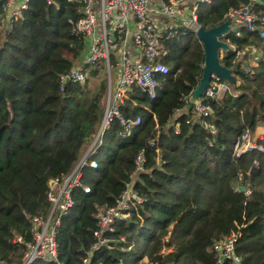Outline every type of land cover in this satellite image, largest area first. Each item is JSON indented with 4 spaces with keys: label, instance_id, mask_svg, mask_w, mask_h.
<instances>
[{
    "label": "trees",
    "instance_id": "obj_1",
    "mask_svg": "<svg viewBox=\"0 0 264 264\" xmlns=\"http://www.w3.org/2000/svg\"><path fill=\"white\" fill-rule=\"evenodd\" d=\"M247 1L201 3L196 21L215 26L228 8ZM255 4L261 10L264 0ZM78 5L28 0L7 18L0 0V264H23L30 218L49 208L48 180L69 171L102 118L106 84L96 67L83 66V83L60 82L84 48L67 22L79 15ZM240 32L222 37L230 46L218 52L233 83L221 97L201 96L208 111L195 119L194 103L186 113L184 107L200 77L202 46L187 28L163 40L167 72L155 95L132 87L117 106L120 118L139 123L119 136L122 127L112 118L89 156L96 168L83 170L89 191H73V206L55 228L61 264H80L91 250L96 212L114 206L139 152L142 171L132 188L143 200L114 221L110 242L92 249L88 264H215L214 243L231 232L238 233V264H264V151L235 156L231 150L245 130L256 142L264 136V49L254 32Z\"/></svg>",
    "mask_w": 264,
    "mask_h": 264
},
{
    "label": "built area",
    "instance_id": "obj_2",
    "mask_svg": "<svg viewBox=\"0 0 264 264\" xmlns=\"http://www.w3.org/2000/svg\"><path fill=\"white\" fill-rule=\"evenodd\" d=\"M2 10L8 12V18H15L20 10L25 9L28 0H1ZM53 0H46L51 4ZM76 2L79 15L75 19H67L74 34L83 39L84 48L81 54V66L75 67L67 74L60 76V82H84V67L101 66L105 73L106 96L102 118L92 141L85 147L80 158L69 171L60 178H52L48 185L46 200L49 203L47 214L31 216V242L25 243L26 252L23 264H61L57 259L55 228L60 218L73 206V191L75 189L88 192L89 186L83 180L84 168L94 169L97 162L89 159L102 143L103 132L109 127L112 118L117 117L122 127L119 136L128 134L132 125L139 123V118L124 120L119 117L117 106L126 96L130 88H138L141 92L153 97L160 83V77L167 72V66L162 62L165 50L163 40L171 37L177 28H187L192 32L199 26L196 21V10L201 3L209 0H69ZM257 0H248L237 7H230L223 14L221 21L228 20L230 28L235 31L229 34L233 37L241 35L240 27L255 33L260 48L264 49V7H256ZM228 42L227 40H225ZM250 51L255 48L250 46ZM237 53L242 54L243 50ZM114 78V88L111 80ZM227 89V83L217 76L211 75L208 85L203 91V97H218ZM61 90V87H60ZM201 98V97H200ZM200 98L194 103L191 118L204 116L208 107L200 103ZM188 122V120H186ZM208 127L212 132L211 127ZM175 132H178L175 128ZM232 154L256 150L264 151V136L259 142L252 139L245 130L234 140ZM142 153L134 160L135 171L131 181L115 200L112 207L99 208L96 212L98 227L92 232L94 242L91 250L107 245L110 239L107 232L112 230L116 219L126 218L127 210L141 204L140 197L132 188L134 174L142 171ZM245 190V189H244ZM247 193V192H246ZM237 232L214 243L215 264H238L239 257L234 253ZM16 241H20L17 237ZM90 251L85 252L80 264H88Z\"/></svg>",
    "mask_w": 264,
    "mask_h": 264
},
{
    "label": "water",
    "instance_id": "obj_3",
    "mask_svg": "<svg viewBox=\"0 0 264 264\" xmlns=\"http://www.w3.org/2000/svg\"><path fill=\"white\" fill-rule=\"evenodd\" d=\"M235 27L230 28L229 21L224 20L219 24L203 28L198 26L194 31L195 38L200 42L203 49V62L201 65V73L196 86L190 92L187 103L184 107V113L188 112L192 104L199 100L204 89L208 85L211 75L217 76L225 81L228 85L233 83V78L230 69L226 68L218 61V52L222 49H228V43L222 40V37L235 31ZM52 179L48 180V185H51ZM244 191V187H239Z\"/></svg>",
    "mask_w": 264,
    "mask_h": 264
},
{
    "label": "rangeland",
    "instance_id": "obj_4",
    "mask_svg": "<svg viewBox=\"0 0 264 264\" xmlns=\"http://www.w3.org/2000/svg\"><path fill=\"white\" fill-rule=\"evenodd\" d=\"M81 62H82V59H80V63L77 66H75V67H80L81 66ZM249 63L252 64V61H250ZM95 69L98 70L97 73L101 72L103 74L104 78H105L104 69L101 66H97ZM113 88H114V78L112 77V80H111V89H112V91H113Z\"/></svg>",
    "mask_w": 264,
    "mask_h": 264
},
{
    "label": "crops",
    "instance_id": "obj_5",
    "mask_svg": "<svg viewBox=\"0 0 264 264\" xmlns=\"http://www.w3.org/2000/svg\"><path fill=\"white\" fill-rule=\"evenodd\" d=\"M7 18H8V16H7ZM229 46H230V45H229ZM222 95H223V94L221 93V94L218 95V97H221ZM259 137H260V136H259Z\"/></svg>",
    "mask_w": 264,
    "mask_h": 264
}]
</instances>
